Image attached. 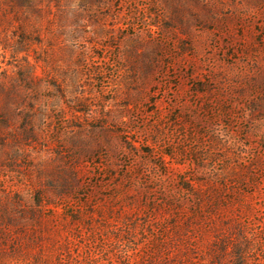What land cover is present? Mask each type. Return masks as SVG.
Wrapping results in <instances>:
<instances>
[{
  "label": "rangeland",
  "instance_id": "obj_1",
  "mask_svg": "<svg viewBox=\"0 0 264 264\" xmlns=\"http://www.w3.org/2000/svg\"><path fill=\"white\" fill-rule=\"evenodd\" d=\"M241 173L264 264V0H0V264H209Z\"/></svg>",
  "mask_w": 264,
  "mask_h": 264
},
{
  "label": "trees",
  "instance_id": "obj_2",
  "mask_svg": "<svg viewBox=\"0 0 264 264\" xmlns=\"http://www.w3.org/2000/svg\"><path fill=\"white\" fill-rule=\"evenodd\" d=\"M247 173H251V168H247ZM261 182L258 181L257 176L252 174L249 176V179L244 173H241L237 180L230 182H221L220 185H217L216 188L211 187V190L214 192L213 195L200 194L196 201V208L194 212L187 218L182 219L180 222L175 224V234L178 238H183L184 230L187 227L194 226V223L198 225L200 220H205L207 218L213 220H222V222L227 225V231L229 233L217 231L216 233L220 235L218 239L210 243L209 253L212 255L209 264H225L224 260L228 261L229 264H246L245 250L240 248L241 246L236 242L233 237V234L241 235L243 232L242 225V214L251 210L253 202L249 201L253 194L249 191L243 189L244 185L258 187ZM229 187V188H228ZM227 189H230L229 192H225ZM233 212L231 217H224L225 211ZM222 213V214H221ZM240 215V217H235V215ZM214 215L216 218H211ZM223 216V217H221ZM196 229V227H195ZM185 238L189 246L188 249H192V246H195L194 242L191 241L190 236ZM196 238V237H195ZM197 239V238H196ZM163 246L157 247L154 254H158L161 251ZM231 247V248H230ZM195 248V247H194ZM247 249V248H246ZM188 250H181L180 252L186 255ZM239 258H228V255L233 253H238ZM232 257V256H231ZM189 259H187L188 261ZM190 261V260H189ZM186 262L182 259L176 261V259H166V258H145L141 264H195L194 262Z\"/></svg>",
  "mask_w": 264,
  "mask_h": 264
}]
</instances>
